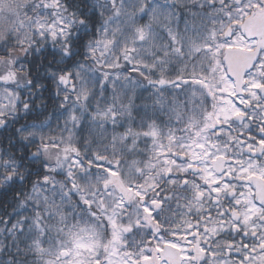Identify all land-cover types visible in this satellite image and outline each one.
I'll use <instances>...</instances> for the list:
<instances>
[{
    "label": "snow or ice",
    "instance_id": "6c2138e0",
    "mask_svg": "<svg viewBox=\"0 0 264 264\" xmlns=\"http://www.w3.org/2000/svg\"><path fill=\"white\" fill-rule=\"evenodd\" d=\"M0 264H264V0H0Z\"/></svg>",
    "mask_w": 264,
    "mask_h": 264
}]
</instances>
